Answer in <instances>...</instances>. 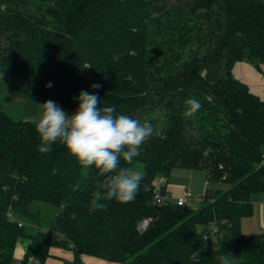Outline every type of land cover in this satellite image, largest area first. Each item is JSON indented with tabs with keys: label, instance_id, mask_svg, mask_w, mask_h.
Instances as JSON below:
<instances>
[{
	"label": "trees",
	"instance_id": "1",
	"mask_svg": "<svg viewBox=\"0 0 264 264\" xmlns=\"http://www.w3.org/2000/svg\"><path fill=\"white\" fill-rule=\"evenodd\" d=\"M238 62L264 65L263 0H0V74L64 109L95 92L101 107L155 128L132 164L120 162L143 174L135 200L93 211L98 170L84 174L59 142L41 154L36 124L0 105V264H16L25 243L24 264H49L56 249L73 253L65 264H194L197 251L199 264L227 251L236 264H264V234L241 228L264 191V101L233 76ZM189 98L202 108L185 120ZM174 169L203 170L207 185L229 189H207L198 211L159 207L155 177ZM41 204L57 210L47 225ZM212 229L217 250L205 240Z\"/></svg>",
	"mask_w": 264,
	"mask_h": 264
},
{
	"label": "clouds",
	"instance_id": "2",
	"mask_svg": "<svg viewBox=\"0 0 264 264\" xmlns=\"http://www.w3.org/2000/svg\"><path fill=\"white\" fill-rule=\"evenodd\" d=\"M117 53L113 59L119 60ZM87 67V66H86ZM51 82L46 88H51ZM94 90L100 84L91 86ZM99 95L81 91L79 107L69 116L55 101L48 100L41 106V114L36 123L41 154L53 151L52 145L59 142L68 150L82 169L95 167L104 179L96 184L92 194L91 209H103L106 202L115 200L120 204L132 203L140 189L143 174L128 167H120L121 159L132 164L141 154L142 146L149 141L155 128L150 121L143 123L128 115H117L114 107H101ZM185 120L193 119L202 108L196 98L185 101ZM207 238H205L206 240ZM233 256L222 253L217 259L220 264H232ZM190 259L199 264V252H192Z\"/></svg>",
	"mask_w": 264,
	"mask_h": 264
},
{
	"label": "rangeland",
	"instance_id": "3",
	"mask_svg": "<svg viewBox=\"0 0 264 264\" xmlns=\"http://www.w3.org/2000/svg\"><path fill=\"white\" fill-rule=\"evenodd\" d=\"M42 104L43 103L40 100H36L30 95L29 83L26 80L6 74H0V105L2 110L9 117L36 124L42 111L40 106ZM77 109L63 110L71 116L76 113ZM162 177H164L163 174L157 175L154 183H157V181ZM168 178L170 185L174 187L177 186L180 192L185 191L191 193V195L196 199V201L190 206L195 211L202 209V201L207 189L214 191L220 190L222 192L229 189V185L224 183L207 185L206 174L203 170L174 169ZM34 206L35 204L32 205L31 208ZM41 206H44L46 210L45 213H43V223L47 225L53 219V213L57 212V210L50 205L41 204ZM249 230H251V227H249ZM206 240L207 246L210 249H219V235L215 233L214 229H212L211 235ZM20 248H22V246ZM16 254L17 258L21 257L20 251ZM225 254H231L233 256L232 264H236L237 260L234 252L227 251Z\"/></svg>",
	"mask_w": 264,
	"mask_h": 264
},
{
	"label": "crops",
	"instance_id": "4",
	"mask_svg": "<svg viewBox=\"0 0 264 264\" xmlns=\"http://www.w3.org/2000/svg\"><path fill=\"white\" fill-rule=\"evenodd\" d=\"M233 76L237 80L245 83L249 87L252 93L257 95L259 98H261L264 101V65L262 66L261 70H258L253 64L249 62H238L235 64L233 68ZM169 183L170 182L168 178L165 192H167L171 197L178 198V197H182L187 193L185 191L180 192L177 186L174 187ZM252 203H253V215L251 217L243 219L241 225L242 232L246 235L264 234V191L261 193L254 194L252 196ZM249 227H251V230H249ZM21 246L22 248H20ZM18 251H20L21 257L17 258V254H16L17 261L20 259H24L25 244L19 245L16 253ZM54 252L56 257L51 259L49 264H65V261L73 262L74 260L73 253L69 250L56 249ZM79 264H110V263L92 257L83 256L81 263Z\"/></svg>",
	"mask_w": 264,
	"mask_h": 264
},
{
	"label": "built area",
	"instance_id": "5",
	"mask_svg": "<svg viewBox=\"0 0 264 264\" xmlns=\"http://www.w3.org/2000/svg\"><path fill=\"white\" fill-rule=\"evenodd\" d=\"M167 182L168 179L162 177L157 181V183H154V202L157 206L163 207L166 205L173 204V205H177L178 207H187V206H191L196 201V199L189 192H187L182 197H178V198L171 197L167 192L163 191L164 189L166 190ZM151 224H152V219L146 218L139 224V230L141 232H144L148 229V227ZM16 264H24L23 259L18 260ZM28 264H39V261L31 258L28 260Z\"/></svg>",
	"mask_w": 264,
	"mask_h": 264
}]
</instances>
